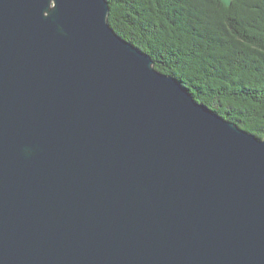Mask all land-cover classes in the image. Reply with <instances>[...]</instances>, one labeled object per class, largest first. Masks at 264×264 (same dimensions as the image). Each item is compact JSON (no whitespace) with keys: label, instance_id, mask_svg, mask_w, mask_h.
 Instances as JSON below:
<instances>
[{"label":"water","instance_id":"obj_1","mask_svg":"<svg viewBox=\"0 0 264 264\" xmlns=\"http://www.w3.org/2000/svg\"><path fill=\"white\" fill-rule=\"evenodd\" d=\"M108 15L0 0V264H264V138Z\"/></svg>","mask_w":264,"mask_h":264},{"label":"trees","instance_id":"obj_2","mask_svg":"<svg viewBox=\"0 0 264 264\" xmlns=\"http://www.w3.org/2000/svg\"><path fill=\"white\" fill-rule=\"evenodd\" d=\"M108 22L196 101L264 138V0H107Z\"/></svg>","mask_w":264,"mask_h":264},{"label":"rangeland","instance_id":"obj_3","mask_svg":"<svg viewBox=\"0 0 264 264\" xmlns=\"http://www.w3.org/2000/svg\"><path fill=\"white\" fill-rule=\"evenodd\" d=\"M245 3V0H239L238 6L235 8H241V5Z\"/></svg>","mask_w":264,"mask_h":264}]
</instances>
